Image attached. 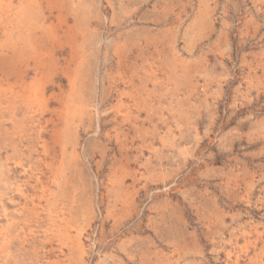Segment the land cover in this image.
I'll return each mask as SVG.
<instances>
[{"label":"rangeland","instance_id":"obj_1","mask_svg":"<svg viewBox=\"0 0 264 264\" xmlns=\"http://www.w3.org/2000/svg\"><path fill=\"white\" fill-rule=\"evenodd\" d=\"M0 264H264V0H0Z\"/></svg>","mask_w":264,"mask_h":264}]
</instances>
